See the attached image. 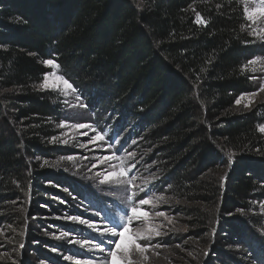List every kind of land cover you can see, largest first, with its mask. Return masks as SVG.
<instances>
[{
    "label": "trees",
    "instance_id": "16d2710c",
    "mask_svg": "<svg viewBox=\"0 0 264 264\" xmlns=\"http://www.w3.org/2000/svg\"><path fill=\"white\" fill-rule=\"evenodd\" d=\"M197 13L206 25L195 22ZM246 25L242 0H0V215L16 200L29 203L21 241L27 230L35 237L31 216L44 212L35 205L48 202L44 184L60 181L42 166L62 154L51 145L62 99L38 88L48 72L43 61L53 60L90 106L108 109L119 126L136 125V138L146 136L136 146L165 140V184L195 194V222L215 219L206 264H246L249 256L248 264H264L259 224L250 230L226 217L245 210L253 223L248 212L264 197L255 193L264 189L260 120L231 113L251 89L245 68L255 53Z\"/></svg>",
    "mask_w": 264,
    "mask_h": 264
},
{
    "label": "rangeland",
    "instance_id": "374dc122",
    "mask_svg": "<svg viewBox=\"0 0 264 264\" xmlns=\"http://www.w3.org/2000/svg\"><path fill=\"white\" fill-rule=\"evenodd\" d=\"M242 3L243 8L257 6V0H242ZM247 23L248 26H246L247 29L249 28L251 37L249 53H255L251 61L256 60L257 63L247 64L245 70L249 75L251 89L238 96V98L244 97L239 105L235 103L238 99L236 98L231 113L241 117L254 115L255 119L260 120L259 128L264 125V91H261V88L264 87V37L258 36V33L259 29L264 28V19L258 20L256 24H251L248 21ZM253 29H256V32H253ZM44 66L48 68V72L45 74L48 76V87L40 88L39 85L38 88L49 90L62 99L64 112L62 122L65 126H59V133L51 142L52 146L59 147L62 154L50 163L43 162L42 166L51 169L55 174L57 173L60 181L46 182L44 186L49 188L50 192L44 194V199L48 202H36L35 204L36 207L38 206L44 211L37 216H31L33 230H37L35 237L29 235V230H27L28 236L22 242L20 237L22 233H16L20 227V221L29 210V203L26 205L25 201L16 200L11 204V210L8 211L7 217L0 215V264H109L110 258L107 257V252L109 248H114L113 244L104 243L105 251L101 252L92 244L81 246L80 243L71 241L89 239L98 243L101 235L106 241L119 239L118 236H111L106 229L112 226L110 222L119 223L123 213L134 204L148 211L149 217L147 221L144 218L134 220L133 232L137 228H146L149 225H162V227L158 229L161 233L160 236L153 237L151 241H140L141 244H152L157 247L149 248L144 254L147 256V260H144L139 254L133 253L131 257L133 264H206L208 253L212 252L208 251V244L211 235L216 231H212V227L216 225L214 224L215 219L210 222V225L195 222L194 217L191 216L192 211L199 206L195 200V194L177 192L171 185L165 184L168 176L164 169L166 166H163L164 163L161 161L160 150V146L165 140L156 137L155 145H151L148 141L147 148L143 144L136 146V143L145 139L146 136L141 138L139 134L136 138V134L140 130L136 128L135 124L127 125L126 120H121L118 121L121 125L119 126L115 118L111 119L112 116L108 109L103 111L100 110L101 106L97 109L96 105L93 108L90 106L91 103H88L87 95L80 94L73 86L72 89H66L63 81L56 79L57 76L64 77L59 67L53 68L45 64ZM45 75L42 82H44ZM64 79L66 78L64 77ZM253 93L255 95H252ZM249 101L251 102L249 103ZM245 104H249V106L244 107ZM100 123L111 124L113 129L119 130V136L123 132L122 139L126 134V144L124 141L123 145L119 140L111 138L105 125L99 129ZM76 124H86L89 127L77 129L74 127ZM205 127L207 128V126ZM151 129H154L153 136H155L157 127H151ZM159 129L161 132L163 131L162 127ZM96 133L104 135V140L89 143V138L95 136ZM147 134L149 133H145V135ZM261 135L264 139V133ZM151 153L153 154L151 155ZM104 156H110L113 159L100 165L98 158ZM153 156L159 157V160ZM67 157H73V159L68 160ZM220 158L222 160L224 158L225 164L230 162V159H226L225 154H222ZM259 163L260 165L264 164V158ZM94 164L99 166L93 167ZM129 169H131L130 172H128ZM122 170L128 174L119 175ZM106 171L116 172L117 178L102 185L100 180L103 179V174ZM225 171L228 170L225 169L220 176ZM171 172L179 174L181 168H173ZM98 173H100L99 176ZM68 179L72 182L73 189L66 182ZM161 179L164 180V183L159 185ZM129 183L131 187H129ZM141 189L145 191L142 192ZM71 191H78V197ZM145 192L147 196H145ZM262 192L264 189H259L255 193L261 196ZM132 193H136V195L133 201L129 202L127 197ZM156 196H163L164 200L155 201ZM140 198H152L157 207L153 208L151 204L138 205L137 202ZM260 199L262 201L255 202L254 209L248 212V215L254 219L253 223L247 220L245 210H236L226 217L234 218L238 227L239 222L248 224L251 226L250 230L255 222L258 223L259 229L256 228L255 232L258 233V237L264 239V207H262L264 197ZM93 200H97L99 203L95 206ZM205 206V208L210 207L209 205ZM158 211L164 212L166 217H170L173 222L169 223L165 217L156 216L155 212ZM62 233L66 235L61 237ZM57 237L61 238L57 239ZM127 246L126 239L122 247ZM237 251L238 248L233 250V252ZM256 254L259 259L263 256L259 251H256ZM246 255H249L248 252ZM249 261H252L250 256L244 260V263L248 264ZM214 263L217 264L213 260Z\"/></svg>",
    "mask_w": 264,
    "mask_h": 264
},
{
    "label": "snow or ice",
    "instance_id": "6c2138e0",
    "mask_svg": "<svg viewBox=\"0 0 264 264\" xmlns=\"http://www.w3.org/2000/svg\"><path fill=\"white\" fill-rule=\"evenodd\" d=\"M217 7H219V5H217ZM244 18L246 21L250 22L251 24H256L258 20L260 19H264V0H257V6L253 7V8H249L247 6H245L244 8ZM196 23L199 24H205L206 25V21L201 17V15L199 13L196 14ZM253 32H256V29H253ZM258 36L260 37H264V28L259 29V33ZM43 63L46 66H51L53 68L58 67L57 64H55L52 60H45L43 61ZM250 64H256L257 61L256 60H252L249 62ZM56 79L58 80H62L64 83V86L66 89H72V85L71 83H69L68 80L64 79L63 76H57ZM48 76L45 75L44 77V82H42L40 84V88H47L48 84ZM261 91H264V87L261 88ZM252 95H255V93H253ZM244 99V97H240L238 98L235 103L237 105H239L241 103V100ZM251 101H249L250 103ZM83 106V105H82ZM249 104H245L244 107H248ZM65 124L63 122H61L60 127H64ZM75 128L77 129H85L87 127H89L86 124H76L74 125ZM258 131L261 133H264V125H261L258 128ZM86 135V133H85ZM97 140L99 141H103L104 140V135H102L101 133H96L95 136L90 137L89 138V143H94ZM231 157V154H229ZM66 159L71 160L73 159V157H67ZM113 159V157L110 156H104L102 158H98L99 160V164L102 165L106 162H109ZM99 165L94 164L93 167H97ZM131 169L128 170V172H130ZM127 172H124L123 170L119 173V175H127ZM98 176L100 175V173L97 174ZM117 178V173L116 172H105L103 174V179L100 180V184H105L107 182H111L114 179ZM133 179H135V177H133ZM129 187H131V184L129 183ZM141 191H145L144 189H141ZM136 195V193H132V195H129L127 197L129 202L133 201L134 196ZM145 196H147V193L145 192ZM155 201H163L164 197L163 196H156ZM138 205L140 206H144V205H149L151 204V206L153 208L157 207V204L155 202H153L152 198H140L138 200ZM262 207H264V205H262ZM156 216H160V217H165L166 219H168L169 223H172V219L170 217H166V214L162 211H158L155 212ZM149 217V212L143 210V208L138 207L136 204H134L130 209L126 210L122 217L120 218L119 223L116 222H110L111 223V227L107 228L106 231L108 233L111 234V236L115 237L118 236L119 239L117 240H105L103 235H101V239L100 241L94 242L93 240H89V239H85L83 241H71L73 243H80L81 246L85 245V244H92V246L96 249H98L101 252H104L105 249L103 247L104 243H109V244H113L114 248H109L108 252H107V257L110 258L109 259V264H133V260H132V254L133 253H137L139 254L144 260H147V256L144 255L149 248L151 247H157V245H152V244H141L140 241H151L153 239V237H158L161 235V233L158 231V229L160 227H162V225H149L146 228H137L135 229V231L133 232V221L134 220H139L141 218H144L145 221H147V218ZM71 219H76V218H71ZM81 223H87L86 221H80ZM91 226V225H89ZM65 233L61 234V237L65 236ZM61 237H57V239H60ZM127 239L128 242V246L127 247H122V245L124 244L125 240ZM55 251V249H53Z\"/></svg>",
    "mask_w": 264,
    "mask_h": 264
},
{
    "label": "clouds",
    "instance_id": "9594fccd",
    "mask_svg": "<svg viewBox=\"0 0 264 264\" xmlns=\"http://www.w3.org/2000/svg\"><path fill=\"white\" fill-rule=\"evenodd\" d=\"M104 125H105V124L100 125V127H103ZM105 126H106V127H110V128H112V131H113V132H116L117 137L119 138V141H120L123 145H124V143L126 144V139H127L126 134H124L123 139H122L121 135L123 134V132H122L121 135L119 136V135H118V131H119V130H115V129H113V127H112L111 124H108V125H105ZM100 127H99V129H100ZM123 141H124V143H123Z\"/></svg>",
    "mask_w": 264,
    "mask_h": 264
}]
</instances>
